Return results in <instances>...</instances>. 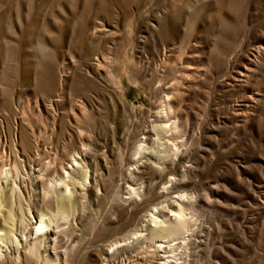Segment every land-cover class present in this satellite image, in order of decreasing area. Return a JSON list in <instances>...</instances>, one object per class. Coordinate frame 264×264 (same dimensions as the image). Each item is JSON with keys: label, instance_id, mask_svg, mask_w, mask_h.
<instances>
[{"label": "rangeland", "instance_id": "374dc122", "mask_svg": "<svg viewBox=\"0 0 264 264\" xmlns=\"http://www.w3.org/2000/svg\"><path fill=\"white\" fill-rule=\"evenodd\" d=\"M10 212L0 264H264V0H0Z\"/></svg>", "mask_w": 264, "mask_h": 264}, {"label": "bare ground", "instance_id": "6f19581e", "mask_svg": "<svg viewBox=\"0 0 264 264\" xmlns=\"http://www.w3.org/2000/svg\"><path fill=\"white\" fill-rule=\"evenodd\" d=\"M249 70V69H248ZM242 76H244L245 75V73H240ZM4 162V161H3ZM7 162V161H6ZM5 166V165H4ZM4 172L6 173V174H10V170H6V169H4ZM19 174V173H18ZM16 187V186H15ZM20 193V192H19ZM177 214V213H176ZM3 215V214H2ZM154 216V215H153ZM176 216H178L177 217V219H176V221L177 222H179V223H181V228H184L185 226V220L183 219V215L182 214H178V215H176ZM12 217H13V214H12V212H10V216H9V218L7 217V214H6V217L4 218V219H1V221L2 222H4L5 224H2L3 226H4V228L2 229V228H0V241H3V242H5V243H10L9 241H14L10 236V228L12 229V227H8L7 225H9V224H12L11 223V221H12ZM155 219H157V216H155L154 217V219L152 220V222L153 223H156L157 222V220H155ZM15 220V219H14ZM45 222V221H44ZM43 219H41L40 220V223H39V226L37 227V229H40V228H42L41 226L43 225ZM164 223V222H163ZM157 224H159V222L157 223ZM12 226V225H11ZM15 227V226H14ZM147 227V226H146ZM181 228H178V227H173V226H170L169 228H161V229H158V228H150L149 229V237L150 236H158V237H161V238H164L165 237V233H171V234H174V235H177V234H179L180 235V231H182V229ZM43 229V228H42ZM41 229V230H42ZM4 231V233H3V231ZM14 231V230H13ZM37 232H38V230H36ZM40 231V230H39ZM36 232V233H37ZM160 233L161 234H163V235H160ZM4 234V235H3ZM11 234H14L13 232L11 233ZM179 235H177V236H179ZM15 237V236H14ZM14 239H16V238H14ZM150 239V238H149ZM17 241V240H16ZM123 241H125V240H123ZM123 241H121V242H123ZM2 242V243H3ZM15 242V241H14ZM13 242V243H14ZM16 243V242H15ZM184 243V242H183ZM4 244V243H3ZM119 244V243H118ZM121 244V243H120ZM169 244V243H168ZM6 245V244H5ZM18 245V244H17ZM121 247H122V245H120ZM120 246H118V247H120ZM166 245H164L163 243H160L159 245H157L156 247L158 248V249H162V248H164ZM1 247V246H0ZM169 247V246H168ZM182 247V246H181ZM1 249V248H0ZM157 250V249H156ZM154 254V253H153ZM146 261V260H145ZM162 263H161V262ZM136 262V261H135ZM144 262V261H143ZM158 262H160V263H158ZM145 263V262H144ZM172 263V262H171ZM132 264H143V263H141L140 261H139V259H138V262H136V263H132ZM146 264V263H145ZM147 264H167V260H165V258H160L158 261L157 260H155V262H151V261H148V263ZM169 264V263H168Z\"/></svg>", "mask_w": 264, "mask_h": 264}]
</instances>
